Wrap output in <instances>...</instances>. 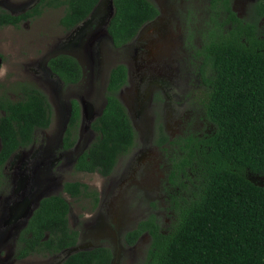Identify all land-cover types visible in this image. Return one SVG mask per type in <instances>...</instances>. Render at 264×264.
<instances>
[{
    "label": "trees",
    "instance_id": "16d2710c",
    "mask_svg": "<svg viewBox=\"0 0 264 264\" xmlns=\"http://www.w3.org/2000/svg\"><path fill=\"white\" fill-rule=\"evenodd\" d=\"M97 1L39 0L19 14L0 9V27L18 26L46 8L61 7L58 24L67 32ZM112 4L108 31L116 46L128 41L157 13L147 0H112ZM235 23L223 29L224 33L211 34L204 45L200 107L211 131L191 134L182 154L176 152L168 177L172 186L179 187L170 195L174 219L163 229L155 221L158 218L150 215L125 235L133 243L148 230L151 241L141 264H264V180L251 179L253 175L264 177V37L250 33L237 19ZM47 67L66 85L77 83L82 76L80 64L68 54L51 56ZM125 80L123 64L110 70L102 114L91 124L97 135L78 159L77 169L106 176L118 156L133 145L136 132L114 96ZM19 89L22 95L15 100L0 95V168L13 152L31 143L36 128H47L50 123L46 93L25 83ZM79 116L73 100L69 125L76 126ZM64 141L70 146L68 134ZM79 187L88 188L77 182L64 184L72 196L79 194ZM67 210L68 202L60 195L43 199L25 228L18 256L59 251L74 244ZM45 230L49 238L42 241ZM110 259L109 249L96 247L72 253L63 264H109Z\"/></svg>",
    "mask_w": 264,
    "mask_h": 264
},
{
    "label": "flooded vegetation",
    "instance_id": "af4514ba",
    "mask_svg": "<svg viewBox=\"0 0 264 264\" xmlns=\"http://www.w3.org/2000/svg\"><path fill=\"white\" fill-rule=\"evenodd\" d=\"M147 1L156 8L157 13L144 21L128 41L116 46L108 31V22L114 12L112 0H98L89 14L78 25L66 32V37L71 39V43L62 42L59 44L57 46L59 50L47 56L43 63L37 65V70H34L36 75L44 80L53 92L56 90L60 92L63 86H80L82 84L85 92L75 94L76 96L68 99L65 104H58L62 126L57 132L59 136L57 140L46 142L45 145H40L39 149H35V132L39 129H47L49 126L36 128L33 131L31 143L13 152L0 168H4L9 162L11 164L17 162L14 165V170L18 169L19 173L16 185L21 187V191L28 187L27 191L18 194L20 201H13L7 208L8 213L4 214L8 218L7 220L2 215L3 211L0 212V218L3 219V221L0 220V234L4 229H6L4 232H7L6 239L0 243V264L15 262L29 264L28 260L31 257L41 259V262L32 264H63L72 253L96 247L109 249L111 252L109 264H116L119 255L133 251L137 245L144 244L147 239H149L147 244L150 243L151 237L147 229L142 231L133 243H129L125 238L127 232L134 230L137 223L147 219L150 214L135 221L133 226L127 223L121 227L120 220L122 217H126V210L120 205L122 199L118 198V193L115 192V177L111 176L121 155L118 156L112 171L106 176L97 172L80 170L75 166L78 159L88 151L97 135L96 131L91 128V124L102 114L109 70L112 68V66L109 68L103 91L99 93L95 83L103 74V64H109L115 54L123 53V60L115 63L113 67L123 64L126 69V80L114 93V96L124 106L136 132L134 143L127 152L138 156L134 161L135 167L126 165L119 175L118 184L121 185L124 181H128V178H131L136 168L139 167L136 165L140 164L150 167L151 170L157 167L156 172L159 171L158 166H160L164 170V174L160 172L166 177L168 188L172 186L168 177L176 163V160L174 161L176 152L182 154V149L191 134L198 132L195 134L201 136L204 132L211 131V123L203 116L200 107V92L203 85L201 68L204 67L206 59L204 55L205 42L209 40L211 34L222 31L224 33L223 29L225 28L231 29L233 24L235 26L236 19L242 23L244 29L251 30L250 33L264 37V0ZM30 6L23 7L15 14L25 12ZM174 27L180 33L176 44L166 40L164 34V30L167 34ZM84 41L87 42V47H84ZM57 54H68L78 61L82 69V76L77 83L64 84L47 67L48 59ZM193 61H198L194 62L197 65V82L194 97L188 103L186 100L188 98L184 96V87L193 73V69L188 67L193 65ZM90 95H100L102 103L99 107L94 105ZM73 100L77 103L80 112L78 124L74 127L69 125ZM82 102L90 104L92 108L89 120L82 118ZM185 102L187 106H184ZM86 131L88 132L87 137L81 139V133ZM67 134L71 141L70 146H67L64 141ZM155 151L160 154V164L157 162V158L154 160L152 157H156ZM20 154L23 155L20 156ZM34 160L37 161L36 171L34 176H30L33 178V182L28 180L26 183L25 180L28 178L22 173V167L29 169L28 163L31 164ZM68 164L78 172L97 173L105 179L107 178V186L98 190L82 181H64L61 189L69 198L66 199L61 194L57 195L62 196L68 202L67 225L73 231L74 244L63 247L59 251H34L19 257L18 255L22 252L20 250L24 246L21 239L27 233L25 228L29 224L30 217L43 199L56 195L46 193V190L43 189L49 171L53 175L54 169L60 171ZM255 178L263 181L262 177L251 176V179ZM73 182L85 184L88 188L84 190L83 187H79V194L72 196L64 190V184ZM38 186L41 187L39 190L43 193L36 196L34 191ZM178 191L179 187L175 186V192ZM72 203L78 204L77 211L73 209ZM170 205L171 198L169 207ZM155 221L163 229L169 226L168 223L164 225L158 219ZM163 232L165 231L163 230ZM28 234L31 235L30 232ZM47 238H49V232L45 230L42 241ZM35 248H39L38 244H35ZM146 251L147 248L143 257H145Z\"/></svg>",
    "mask_w": 264,
    "mask_h": 264
},
{
    "label": "rangeland",
    "instance_id": "374dc122",
    "mask_svg": "<svg viewBox=\"0 0 264 264\" xmlns=\"http://www.w3.org/2000/svg\"><path fill=\"white\" fill-rule=\"evenodd\" d=\"M28 1L30 0H0V9L15 14L19 12L20 9H23ZM61 13V7L46 8L41 15L22 21L18 26L6 25L0 27V95H4L13 100L18 99L22 95L19 84L25 83L39 87L44 91L51 104L52 115L50 125L47 129H39L35 132V149H39L40 145H45L46 142L50 143V141L57 140L59 137L57 132H59L62 125L58 104H65L68 99L74 98L76 96L75 94H82L85 92L82 86L83 84L80 86H63L60 92H57V90L53 92L49 85H47L44 80H41L34 71L37 70V65L43 63L47 56L59 50L57 49L59 44L62 42L66 43L68 39V37H66V32H64L58 24ZM176 29V27L170 29L167 34L164 30L165 39L173 41L175 44L180 37V33L177 31L178 29ZM119 55L120 57H118ZM122 55L123 53L115 54L109 64L105 63L102 65L103 74L95 83V87L98 88L99 93L103 91L109 68L111 66L113 68L115 63L122 61ZM83 62L85 63L84 60ZM194 62L195 61H193V65L188 66L193 69V73L190 75V78H188V82L184 87V96L188 98L186 99L188 103L191 101V98L194 97V91L196 90L197 65H195ZM197 62L198 61L195 63ZM112 68H110V70ZM98 96L90 95L96 107H99L102 103L100 95ZM184 106H187L186 102ZM87 135V131L82 132L80 138L85 139ZM22 155L23 154H20V156ZM136 157L138 156L131 152L121 155L111 173V176L115 177V192L118 193V198L122 199L120 205L126 210V217H122L120 220L122 224L121 227L127 223L133 226L135 221L142 219L147 214L157 216L158 220L164 225L167 223L170 225L171 221L174 219V217H171L173 216V212L170 210L171 207H169L170 195L175 192V187L171 186L167 188L166 177L163 175L164 170H162L160 166H158L159 171L156 172L155 170H157V167L151 170L150 167H144V165L140 164L136 165L139 167L136 168L133 176L128 178V181H124L121 185L118 184L119 175L126 165L135 167L134 161ZM152 157H154V160L157 158V162L159 163V153L156 154V157ZM34 161H32L31 164L28 163L29 169L28 167L27 169L22 167V173L28 178L25 180L26 183L28 180L29 182H33V178L30 176L33 174L35 175L37 161ZM16 164L17 162L12 164L9 162L4 168L0 169V212L3 211L2 215L4 218H6L4 214L8 213L7 208L9 205L13 201H20V199H18V194L28 189L27 187L25 190L21 191V187L16 185L19 176L18 169L14 170V165ZM141 164L144 163L141 162ZM145 168L148 169L144 171L143 169ZM64 181H82L98 190H102L103 187L107 186V178L105 179L97 173L78 172L68 164L60 171L54 169L53 175L51 171H49V176L46 182H44V186L46 187L43 186V189L46 190V193L61 194L67 199L69 197H67L61 189ZM40 188L39 186L35 188L34 192H36V196L43 193L39 190ZM11 194H13V196H11ZM72 206L75 211L79 209L78 204L72 203ZM148 242L149 239H147L144 244L140 243L137 245L133 251L119 255L116 264H141L144 259V252L149 246V244H147ZM35 262H41V259L31 257L28 260L29 264ZM13 264L19 263L15 262Z\"/></svg>",
    "mask_w": 264,
    "mask_h": 264
},
{
    "label": "water",
    "instance_id": "95a60500",
    "mask_svg": "<svg viewBox=\"0 0 264 264\" xmlns=\"http://www.w3.org/2000/svg\"><path fill=\"white\" fill-rule=\"evenodd\" d=\"M39 0H30V1H28L27 3H26V5H25V7L24 8H26V6H30L31 4H35L36 2H38ZM85 43H84V47H87V42L86 41H84ZM66 43L67 44H70L71 43V39L70 38H68L67 39V41H66ZM81 106H82V118L84 119V120H89L90 119V117H91V112H92V108H91V106H90V104H88V103H85V102H82V104H81ZM262 180H264V177H262ZM4 219H8V218H4ZM0 220L1 221H3V219L2 218H0ZM6 229H4L3 230V233H1L0 234V243L2 242V241H4L5 239H6V234H7V232H4ZM69 252V251H68Z\"/></svg>",
    "mask_w": 264,
    "mask_h": 264
}]
</instances>
